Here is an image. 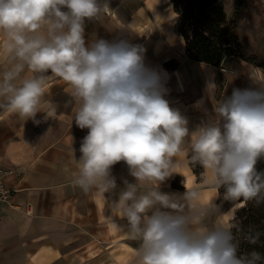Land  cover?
<instances>
[{"label":"clouds","instance_id":"9594fccd","mask_svg":"<svg viewBox=\"0 0 264 264\" xmlns=\"http://www.w3.org/2000/svg\"><path fill=\"white\" fill-rule=\"evenodd\" d=\"M108 9L101 0H0L7 58L0 109L35 124L41 122L37 113L56 120V107L45 99L52 87L47 73L70 86L78 105L75 124L88 129L73 187L105 199L117 187L111 170L121 161L136 180L125 181L109 205L112 216L127 220L126 230L113 222L117 230L139 242L129 264H264L256 250L240 253L233 232L241 230L238 225L207 223L220 212L214 200L221 187L223 199L234 206L264 203V172L256 168L264 157V80L251 75L257 88L233 89L214 108L218 120L190 133L187 118L165 99L161 75L145 65L142 45L125 39L86 44L85 20H98ZM185 145L215 196L204 199L200 185L185 181L182 195L160 191L180 173L177 158ZM261 235L250 230L243 239L256 244Z\"/></svg>","mask_w":264,"mask_h":264},{"label":"crops","instance_id":"0c3cea01","mask_svg":"<svg viewBox=\"0 0 264 264\" xmlns=\"http://www.w3.org/2000/svg\"><path fill=\"white\" fill-rule=\"evenodd\" d=\"M108 7V12L101 16L106 22L99 21L101 17L85 20L86 44L95 39L109 42L125 39L142 45L146 49L145 65L161 75L167 89L165 99L187 118L190 133L211 120H218L214 108L222 99L230 97L233 89L257 88L251 75L264 80L263 68L234 55L224 68L223 91L218 99L217 67L190 58L185 43L178 53L163 35L154 34L151 41L138 34L130 26L136 9L122 14ZM112 12H116L115 16ZM160 37L164 41L163 45L158 44L162 46L159 53L153 43ZM2 43L0 35V72L7 59ZM172 58L179 65L167 70L164 63ZM47 80L52 87L45 99L56 107V120H45L43 113H37L36 119L41 122L35 124L31 119L23 121L0 109V166L11 170L6 184L13 190L11 199L0 206V264H129L139 242L117 230L115 224L126 230L127 220L112 216L109 205L118 200L126 187L125 181L135 183V177L130 175L125 162L115 164L111 175L117 187L104 194L106 201L95 191L85 194L73 187L72 179L78 172L75 159L81 156L79 149L88 129H80L75 124L73 115L78 105L71 100L70 86L54 76H48ZM64 95L70 97L69 102L63 99ZM183 151L185 154L177 158L182 164L181 174L175 173L163 182L160 191L182 195L185 181L200 185L204 199L215 196L217 190L204 183L206 171L202 178L197 177L189 162L187 145ZM256 168L264 172V157L258 160ZM218 192L214 203L220 212L215 223L222 220L230 226L234 218L230 209L236 208L234 204L230 209L224 208L225 200H220Z\"/></svg>","mask_w":264,"mask_h":264},{"label":"trees","instance_id":"16d2710c","mask_svg":"<svg viewBox=\"0 0 264 264\" xmlns=\"http://www.w3.org/2000/svg\"><path fill=\"white\" fill-rule=\"evenodd\" d=\"M244 1H234L233 14L229 17L223 0H171L176 12L175 28L185 41L189 57L212 64L218 69V99L223 91L224 68L232 56H240L264 69V61L260 60L256 54H251L239 38L238 17ZM178 65L179 61L175 58L164 63L167 70L174 69ZM188 158L190 162V154ZM193 168L197 177L202 178L204 169L198 164ZM174 185L181 187L177 182H174ZM219 190L220 200H222L225 189L221 187ZM217 214L211 216L207 222L209 226L215 224ZM233 223L241 229L240 231L233 229L239 241L240 253L256 250L264 255V235L260 236L256 244H249L243 239L244 234L250 230L264 233V203L256 205L254 202L245 204L241 201L236 216L232 219Z\"/></svg>","mask_w":264,"mask_h":264},{"label":"rangeland","instance_id":"374dc122","mask_svg":"<svg viewBox=\"0 0 264 264\" xmlns=\"http://www.w3.org/2000/svg\"><path fill=\"white\" fill-rule=\"evenodd\" d=\"M145 0H101V3H107L113 9L118 10L120 13L125 14L127 11L132 12L134 9L142 8ZM161 5L170 4L171 0H159ZM235 0H224L225 10L228 16L233 14V6ZM166 18L158 24L156 29V35H163L168 38L174 46L177 48L178 53L183 49V38L178 34L175 28V16L172 14L171 8L166 10ZM115 16L116 12H112ZM123 16V15H122ZM130 16V15H129ZM131 18V17H130ZM99 21L106 22L104 16L100 18ZM238 34L241 43L245 48L251 53L256 54L260 60L264 61V0H245L241 12L238 17ZM3 38V35L0 34ZM149 35L146 30L142 33L141 36L145 38ZM49 76H51L49 74ZM63 99L70 101V97L64 95ZM233 202L224 201L223 207H233ZM241 205L239 203L233 208L230 209L233 211V217L236 216L234 210L237 211L238 207ZM232 217V218H233ZM211 219V217H210ZM215 223V221H214ZM232 224V220L230 225Z\"/></svg>","mask_w":264,"mask_h":264},{"label":"bare ground","instance_id":"6f19581e","mask_svg":"<svg viewBox=\"0 0 264 264\" xmlns=\"http://www.w3.org/2000/svg\"><path fill=\"white\" fill-rule=\"evenodd\" d=\"M171 8L172 14L176 17V12L173 9L172 3L167 5H161L159 0H145L142 8H138L132 16L130 26L138 34L143 33L145 30L149 35L146 37L147 40L151 39L156 34L158 24H160L167 15L166 10ZM181 36V35H180ZM182 37V36H181ZM183 38V37H182ZM153 48L157 52H162L163 39H155ZM152 41V39H151ZM185 41L183 40V44ZM157 44V45H156ZM161 44V45H158ZM186 49V47H185ZM248 61V60H247ZM256 65V64H255ZM264 70V69H263ZM240 207V206H239ZM238 207V208H239Z\"/></svg>","mask_w":264,"mask_h":264},{"label":"built area","instance_id":"2783aa9c","mask_svg":"<svg viewBox=\"0 0 264 264\" xmlns=\"http://www.w3.org/2000/svg\"><path fill=\"white\" fill-rule=\"evenodd\" d=\"M10 171V169L0 166V206L8 202L13 195V190L6 184V176Z\"/></svg>","mask_w":264,"mask_h":264}]
</instances>
